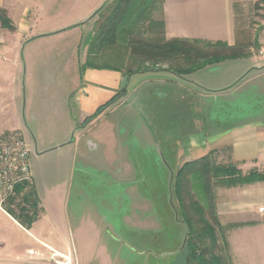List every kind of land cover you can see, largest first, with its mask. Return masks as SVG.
<instances>
[{
  "label": "rangeland",
  "instance_id": "374dc122",
  "mask_svg": "<svg viewBox=\"0 0 264 264\" xmlns=\"http://www.w3.org/2000/svg\"><path fill=\"white\" fill-rule=\"evenodd\" d=\"M90 1L53 0L54 15L61 16L35 21L32 17L33 35H43L31 41L18 36L13 22V29L4 28L0 22V128L9 126L16 116L21 120L22 135L31 153V172L45 212L46 237L60 241L65 252L75 256V262L68 257L73 264H186L188 236L185 226L178 223L183 218L174 195V175L187 158L192 163L200 160L201 136L196 133L264 122V95L255 92L254 87L262 81L257 80L254 66L264 61V9H254L247 32L238 38L234 48L236 53L247 56L198 69L186 75V81L167 83L151 76L153 81L134 97L125 98L102 117L99 114L79 124V113L68 105L79 74L74 60L81 41L91 42L97 20L89 21L92 16L84 21L74 19L82 16L81 8ZM3 11L0 8V13ZM153 19L162 20L161 10L153 14ZM54 28L62 29L47 33ZM143 31L146 39L159 35L158 29ZM196 48L208 57L231 54L228 49ZM118 52L112 51L109 58L115 59ZM197 60L194 55L189 60L182 56L172 62L149 61L142 66L144 71L165 69L175 73ZM251 77L255 80L244 84L236 97H196L210 90L243 85ZM178 86L193 91V97H178ZM170 91L176 97H166ZM19 92L22 101L16 112L13 101ZM140 93L147 97H138ZM60 99L64 119L54 116ZM42 107L49 112L46 119L39 117ZM56 122L62 132L73 126L67 141L72 145L39 156L45 152L41 143L50 142L49 128ZM183 130L194 134L186 156L183 147L190 141H184ZM38 131L42 136L37 141ZM13 133L2 134L0 140ZM163 142L169 150L165 151ZM215 161L229 164V149L215 154ZM214 191L216 195L217 189ZM191 192L197 193L196 189ZM62 198H66L65 208L60 203ZM6 199L0 188V202ZM193 213L200 252L206 259L216 256L223 261V230L215 225L217 244L213 246L208 238L201 237L203 223ZM212 213L207 211L206 218L213 225ZM183 238L185 245H176ZM55 260L63 261L53 251L43 264H54Z\"/></svg>",
  "mask_w": 264,
  "mask_h": 264
},
{
  "label": "crops",
  "instance_id": "0c3cea01",
  "mask_svg": "<svg viewBox=\"0 0 264 264\" xmlns=\"http://www.w3.org/2000/svg\"><path fill=\"white\" fill-rule=\"evenodd\" d=\"M107 1L91 0L88 5L81 8L82 16L74 20L84 21L92 16L89 21L96 22L98 17L95 16V13ZM257 2L258 0H164L161 16L165 23L166 38L167 40L184 39L210 44L219 43L235 48L239 44L238 38L247 32ZM52 5L53 0H0V8L5 10L8 18L14 23L18 36L30 39V41L34 37L40 38L43 35H33L32 17L35 21L48 16H50L49 19L61 16L54 15L56 10L52 8L54 6ZM61 29L54 28L47 33H55ZM94 30L95 25H93ZM89 44L90 42L83 43L81 41L80 46L77 48V55L74 60L79 73L77 87L75 93L68 97L70 109L72 108L79 113L77 117L79 124L91 118L101 107L111 103L115 97L120 96L118 102L104 108L100 116H104L108 109H112L113 106L121 105L125 98L134 97L135 94L141 92L147 82L153 81L152 78L150 79L151 76H156L154 79H165L164 81L167 83H174L175 80H178L176 82L186 81L187 76H178L174 72L165 69L128 74L125 71L88 68L81 77L80 67L87 60ZM16 64V68L19 70L20 62L17 61ZM254 68L257 80H262L254 86L255 92L264 95V61L259 60ZM163 75L176 79L163 78ZM251 80L255 79H252V77L247 78L243 85H233L225 88V90H210V92L201 93L196 97L233 98L239 95L243 90L242 86ZM130 85H133L132 88H130ZM177 88L181 91V93L179 91L180 96L178 97H193V91L186 90L181 86ZM138 97H147V95L140 93ZM166 97H176V95L170 91ZM21 101V92H19L18 97H14L13 101L16 112L20 108ZM61 101L63 99H60L55 107L54 116L62 119L65 115ZM59 104L60 106H58ZM43 109L42 107V111H39V117L46 119L49 112L47 113ZM20 122L21 120L16 116V120L9 126L0 128V136L7 132L23 133V124ZM53 124L49 128L51 131L50 142L47 144H45L46 142L41 143V147L45 152L40 153L39 156L72 145V142L67 144V141L70 139L73 126H69L67 132H62V129L57 128V122ZM196 134L201 136V146L199 147L197 159H201L212 152L220 154L222 151L229 149V163L234 164L244 173L255 169L264 170L263 121L242 124L226 131L205 130L204 132L201 131V134ZM183 135L184 141H190L187 142L188 144L185 142L183 147L186 156L194 134L189 130H183ZM41 136L42 133L38 131L37 141L40 140ZM175 141L172 140V142ZM165 143L163 142L162 145L166 151L170 147ZM191 161L187 158L185 163ZM32 187L38 198L41 215L30 230L25 229L10 216L3 209L0 202V264H43L44 261L50 259L53 251L59 256L69 257L75 262V256H71L70 253L67 254L60 241L46 237L47 232L44 230L46 228L45 212L36 191L33 175ZM61 200L60 203L65 208L66 203L64 201L66 198ZM215 200L218 221L224 229L221 234L226 248L223 264H264V210L260 211V209H264V182L243 187L218 188ZM178 223L185 226L181 220H178ZM185 235H187V229ZM183 240V242L179 241L176 245L184 246L186 238H183Z\"/></svg>",
  "mask_w": 264,
  "mask_h": 264
},
{
  "label": "trees",
  "instance_id": "16d2710c",
  "mask_svg": "<svg viewBox=\"0 0 264 264\" xmlns=\"http://www.w3.org/2000/svg\"><path fill=\"white\" fill-rule=\"evenodd\" d=\"M163 3L164 0H108L95 14L98 19L93 38L89 44L87 60L80 67L81 77L88 68L125 71L132 74L144 71L142 65L149 61L153 63L172 62L182 56L189 60L194 55L198 57V63L194 62L188 68H179L175 72L178 76H186L198 69L227 59L247 56L236 53L234 51L236 49L225 44H210L184 39L167 40L164 21L153 19V14L158 9L161 10L162 15ZM261 8L264 9V0H258L255 5V10ZM0 22L4 28L13 29L12 22L4 11L0 13ZM144 28L150 31L154 30V32L158 29L157 34L159 35L146 39L143 36ZM198 46L209 49H228L231 54L208 57L196 48ZM112 51H119L115 59L109 58L108 54ZM132 67L135 68L132 69ZM119 99L120 96L115 97L111 103L101 107L87 120L97 118L104 108L117 103ZM215 154L212 152L196 162L184 164L174 175L175 198L179 204L183 218L181 221L186 226L188 236L186 245L189 251L188 254L184 252L186 264H223L219 257L212 256L210 259H206L205 253L200 252V245L195 240L196 236L199 237L197 229L193 225L192 211H194L193 214L199 216L200 222L203 223L201 230L203 235L201 237L208 238L211 244L216 246L215 225L223 231L224 229L218 221L214 189L264 182V171L255 170L244 174L232 163L218 164L215 161ZM189 185L192 188H189ZM191 189H196L197 193L191 192ZM1 204L3 209L27 230L32 228L41 215L38 198L31 182L17 185L15 195L8 197ZM207 211L213 212L215 224L212 225L207 220Z\"/></svg>",
  "mask_w": 264,
  "mask_h": 264
},
{
  "label": "built area",
  "instance_id": "2783aa9c",
  "mask_svg": "<svg viewBox=\"0 0 264 264\" xmlns=\"http://www.w3.org/2000/svg\"><path fill=\"white\" fill-rule=\"evenodd\" d=\"M30 159L31 153L22 133L14 132L0 140V188L4 189L5 197L14 196L17 185L31 181ZM61 258L63 261L55 260L54 264H73L68 257Z\"/></svg>",
  "mask_w": 264,
  "mask_h": 264
},
{
  "label": "water",
  "instance_id": "95a60500",
  "mask_svg": "<svg viewBox=\"0 0 264 264\" xmlns=\"http://www.w3.org/2000/svg\"><path fill=\"white\" fill-rule=\"evenodd\" d=\"M96 14V13H95Z\"/></svg>",
  "mask_w": 264,
  "mask_h": 264
}]
</instances>
